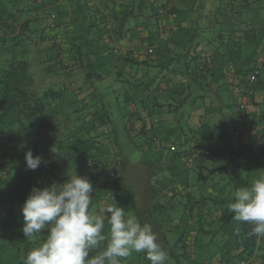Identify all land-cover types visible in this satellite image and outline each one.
Here are the masks:
<instances>
[{
	"label": "crops",
	"instance_id": "0c3cea01",
	"mask_svg": "<svg viewBox=\"0 0 264 264\" xmlns=\"http://www.w3.org/2000/svg\"><path fill=\"white\" fill-rule=\"evenodd\" d=\"M34 1L36 3L31 7L38 16L46 21L49 20L51 13L58 16L56 20L59 26L61 25L60 34L70 39L69 43L72 44L71 48L74 51L78 48L80 39L91 33L87 39L85 37L84 46L79 48L80 53L77 55L80 60L81 51L90 47L89 49L97 50L96 59L109 63L113 61L109 58L110 52L113 53L112 50L116 49L118 59L124 64L121 66L115 60L116 65L126 74L119 80L128 83L129 91L133 92L132 111L135 117L132 124L143 131V133L138 132L141 134V136L137 134L138 137L142 138H138L137 143L149 144V148H152L159 158L163 156V150L170 156L169 162L156 166L165 173L156 181L158 188L153 187L148 180L150 173H155L156 169L150 167L149 160H144L150 169L143 177L145 197L135 196L138 207L144 208L150 201V195L157 190L159 193H165L177 185L191 189V184L194 183L197 184L194 199L187 200L183 197L184 199L181 198L179 201L182 199V203L200 201L198 205L203 211L200 215L206 220L210 219L202 206L209 202L207 196H210V199L217 196L225 197L227 174L215 169L220 168L226 159L222 158V154L214 152L215 157L212 160L202 161L207 158L199 154L202 153V149L193 150L194 152L187 150L183 142L188 138L201 142L202 146L208 145L218 149L226 144L224 135L229 131L228 145L234 153L232 160L242 164L248 163L247 170L243 172L247 180L252 178L249 172L258 168V163H263L261 166L264 168V78L262 76L259 75L256 79L255 89L252 87L253 100L246 109L248 130L243 131L239 136H233L231 128L226 127L232 122L236 127V114L229 109L234 107L235 112V106L247 85L245 83L241 86L236 78L237 73H244L256 64L264 63V49L258 45L259 42L264 41V12L257 7L264 4V0H97L103 23L110 26V30L102 38H98L94 30H101L103 23L96 22V27H91L94 29L93 33L87 32L88 17L80 16L75 20L72 19L70 14H74L77 9L72 7L73 10L69 13L70 10L65 6L64 0ZM60 2H62L61 11L57 10L61 7ZM46 8L48 14L45 13ZM101 18L97 21L99 22ZM161 20H164L171 29L168 36H165L159 28ZM132 23H136L135 29L132 28ZM67 31L70 32L69 35L64 33ZM76 31L80 32V37L73 39ZM64 47L67 49L69 45ZM148 48H152L153 52L147 53ZM70 58L68 53L61 55V60L64 62H71ZM54 63L56 60L48 64L53 67ZM127 63H131L130 65L136 68L132 69ZM79 64L83 65V62L75 63L76 66ZM76 69L66 72L58 70L60 74L58 78L64 77L61 76L64 73L71 82L76 81L75 78L83 81L81 68ZM149 69H152L153 74L161 73L158 84H153L155 80L149 77ZM144 77L148 78L147 83L142 81ZM82 86L84 88L83 82ZM185 91H188L189 97L192 98L189 103L192 108L188 113L185 112L187 115L181 123L177 119L178 106L174 105L181 106L190 99L187 96L185 101L179 98V95ZM150 93L153 94L157 109L148 106L147 103H141L142 99H149ZM87 94L90 95L92 92L88 90L84 98L80 99L87 100L89 97ZM184 94L186 95V92ZM157 100L162 103H158ZM218 115L219 119L215 120ZM179 122L183 127L188 126V134L179 124V129L173 128V123ZM135 134L134 132L133 135ZM256 134H260V139L255 136ZM150 135L151 140L143 142ZM170 136H173L174 140H170ZM156 141L162 149L156 150L154 144ZM107 145L110 148L115 147L110 142ZM197 153L198 157H196ZM179 161L183 166L178 169L176 162ZM205 167L214 168V171L208 173ZM205 176L211 180L204 181ZM250 183L248 180L247 184ZM228 193L234 194L235 191L231 188ZM165 198L169 199L167 195ZM176 202V200L170 201L173 204ZM182 203L174 209L179 214L183 213ZM183 214L190 225H193L200 216L194 212L195 215H190L188 219L189 212L185 211ZM207 223L211 225V222ZM241 263L244 264L242 261Z\"/></svg>",
	"mask_w": 264,
	"mask_h": 264
},
{
	"label": "trees",
	"instance_id": "16d2710c",
	"mask_svg": "<svg viewBox=\"0 0 264 264\" xmlns=\"http://www.w3.org/2000/svg\"><path fill=\"white\" fill-rule=\"evenodd\" d=\"M64 2L67 9L70 10H68L69 13L74 7L77 9L74 14H70L72 19L75 20L80 16L88 17L89 27H86L87 32H92L94 29L91 27H96L97 23H103L104 20L101 18L98 9L99 1L64 0ZM35 3L34 0H0V39H2L0 53L9 55L7 58L0 59V264H22L27 252L42 242L41 236H37L32 240H28L24 236L22 232L24 224L21 212L22 205L33 186L43 188L53 182L63 183L67 181L69 179L67 173H73L68 170L70 168L69 161L71 160H74L78 167L76 172L78 175L84 176L87 174L96 181L93 200L95 204L92 205L94 209L98 210L102 205L112 203V197L118 206H122L119 200L121 193L118 191L122 176L119 172L120 165L118 162L121 166L122 162L120 161L121 157H119L120 152L117 151L118 148L112 147L111 149L107 145L109 142L113 146L116 145V134L111 136L106 129L107 113L96 105L97 107L95 106L93 111L87 113V117L79 115V118L85 123H92L94 131L92 136L85 127L82 128L85 130V135L80 137L76 135V132L70 133L69 136L61 133L60 129L62 127L58 122L59 112L53 111L52 109H55V107L47 104L38 96L35 82L29 73L30 51L41 55L45 63H52L56 60L53 66L61 72H66L65 69L69 68V70L73 68H77L76 70L82 69L83 65H75V63L82 62L77 53H80L79 48H82L86 43L85 37L87 39L91 33L84 35L80 42L78 41V48L74 51L71 48L72 44L69 43L70 39H66L60 34L61 25L59 26L57 20H55L56 15L53 13V18L49 15V20L46 21L32 9L31 6H34ZM99 18L101 19L98 22ZM48 29H55L53 36L44 33ZM109 30L108 25L103 23L102 29H96L94 33L98 38H102ZM64 33L70 34L69 31ZM74 33L73 39L80 37L79 31ZM67 44L69 47L66 49L64 46ZM115 52H117L116 49ZM63 53H68L71 56L70 61H72L64 62L61 60ZM256 83L257 80L252 85L254 89ZM49 95L59 97L60 94ZM92 98L94 97L92 96ZM85 104L88 105V103ZM235 123H237L236 119ZM133 126L130 123L129 128H126L131 141L132 136L136 135H133ZM136 129L139 133H143L140 127ZM99 133L105 134L109 139L107 142L105 137L101 141L99 154L102 155L105 149L107 154L108 152L112 153V158L106 159L104 157V160H94L90 150H88V153L86 149L89 144L86 147H81L85 141L89 140L88 143L91 141L96 142V139H92L97 138L96 136ZM138 135L141 136V134ZM229 136L230 132L226 131L224 135L226 144L218 149L211 148L208 145L202 146L201 142L193 138H188L183 142L187 147L193 145L198 150L202 149V153L199 154L207 157L202 161L208 158L213 159L215 153L222 154V158L226 159V162L220 168L215 169L222 170L227 174L225 185L227 193L225 197L217 196L210 199V196H207L206 199L209 202L202 206L206 209L205 211L210 219L206 220L205 217L200 215L203 212L200 205H198L200 201L191 203L184 201L182 203L185 197L187 200L194 199V192L187 186L177 185L168 189L165 193H159L157 190L150 195V201L144 208L138 207L133 192L130 190L123 191L129 200V204L125 208L126 211H131L129 215L136 216L142 223H150L154 231L158 233L159 243L168 253L166 264H183V261L195 264V243L192 241V244L185 246V241L190 233L198 231L201 235L212 237L225 224H230L234 213L228 210V203L234 199V194L228 192L231 188L236 191L239 187L250 185L247 184L248 180L243 175V172L247 170L246 164L248 163L242 164L232 160L234 153L228 145ZM86 137H89V139H86ZM52 148H54V152ZM29 149L32 150L34 156L39 155L43 158V162L35 170L26 167L25 153ZM206 151H208V154L204 153ZM199 154L197 153L196 157ZM202 161L201 163H203ZM204 169L208 173L214 171V168L210 169V167ZM29 171L37 172L40 174L41 179H31L28 177ZM197 174L202 176L200 172H197ZM207 177L205 176L204 181L211 180ZM166 195L169 199L165 198ZM158 198L161 199L158 201ZM181 198L183 199L179 201ZM169 200L171 202L176 200L177 202L173 204ZM17 202L20 203V206ZM181 203L183 213L185 211L189 212L188 219H190V215H195L194 212L200 215L193 225L187 223L183 213L179 214L174 210L175 206L181 205ZM207 222H211V225ZM192 226H195L194 230L191 228ZM230 229L229 234L227 231H223L221 236L224 243L221 254L214 258L209 255V251H206L207 258L202 264H242L241 261L244 264H264V238L249 237L247 233L251 230V227L245 222L232 224ZM171 232L178 235L177 240L173 243L168 237ZM44 233L46 235V230H44ZM179 249L182 250L181 253ZM121 264H148V262L144 259L142 253H133L132 256L123 259Z\"/></svg>",
	"mask_w": 264,
	"mask_h": 264
},
{
	"label": "clouds",
	"instance_id": "9594fccd",
	"mask_svg": "<svg viewBox=\"0 0 264 264\" xmlns=\"http://www.w3.org/2000/svg\"><path fill=\"white\" fill-rule=\"evenodd\" d=\"M25 161L35 170L43 158L29 149ZM67 175L63 183L33 186L26 197L22 232L28 240L41 236L42 242L27 252L22 264H121L133 253H142L148 264H166L167 250L150 223L129 215L113 197L112 203L94 209L91 181L75 171ZM228 210L237 222L250 225L249 237L264 238V175L239 187Z\"/></svg>",
	"mask_w": 264,
	"mask_h": 264
},
{
	"label": "rangeland",
	"instance_id": "374dc122",
	"mask_svg": "<svg viewBox=\"0 0 264 264\" xmlns=\"http://www.w3.org/2000/svg\"><path fill=\"white\" fill-rule=\"evenodd\" d=\"M61 6L60 8H57V10H62V2H60ZM257 7L264 12V4L257 5ZM46 14H48V8H46ZM147 13V12H146ZM58 19V16H56ZM55 18V20H56ZM150 21V19H148ZM136 23H132V28H136ZM158 27V25H157ZM55 29H48V31H45L44 33L49 34L51 36L54 35ZM158 31V30H157ZM259 36V35H257ZM2 39H0L1 42ZM264 43V41H261ZM259 42V43H261ZM264 49V44H259ZM90 48V47H89ZM87 48L85 51L82 50V58L81 61L83 62V68L81 69L83 72V81L81 79L71 82L69 77H65V74L62 73L61 78H58L60 74L58 73V69L56 67H51L50 64L43 62L41 55L35 54L32 51L29 52V73L31 75V78L35 82V89L38 94V96L47 104L55 107V109H52L53 111L59 112V118L58 122L60 124L61 133H65L67 136L70 135L72 132H76V135H79V137L82 135H85V130L82 128H87L91 134V136L94 134L92 123L84 122L79 118L80 116H88L87 113L90 111H93L95 106H99L102 108L103 111L107 113V116L109 118L108 121H106V129L109 131L108 133L112 136L113 134H116L115 141L116 145L115 147L118 148V152H120L119 157H121L120 161L122 162V166L120 165V174L122 175L120 178V186L118 187V191L121 193L119 195V200L121 205L126 208L127 204H129L128 198L124 195L123 191L130 190L135 194V196H141L145 197L143 190L145 188V183L143 177L146 175V172L148 174L149 167L147 166L145 159L150 161V167L153 169H156L155 173H150L148 180L153 185V187L158 188L156 185V181L160 179L165 173L164 170H161L160 168L156 167L158 164H162L165 162H169L170 156L168 153H165L163 150V156L159 158V155L152 150V148H149V144L138 145L137 139L142 138L138 137V131L137 127L133 126V131L136 135L132 136L131 139H134L131 141L128 137L126 128H129L130 123L134 122L135 115L132 111V105L134 101L133 98H131V95L133 92L129 91L130 85L128 83L122 82L119 79H122L125 77V72L116 65L115 60L121 65L124 66V64L118 59L115 52L111 53L109 55V58L113 60L109 63H104V61H101L96 59L95 55L97 54V50L95 49H89ZM86 53V54H85ZM2 55V56H1ZM9 55H5V53H0V59L1 58H7ZM42 62H41V60ZM126 64V63H125ZM131 63H127V65H130ZM132 69H135V66H132ZM70 69V68H69ZM69 69H65L67 71H70ZM121 72V73H119ZM149 77L151 79H154L155 82L153 84H158L160 82L161 73L159 74H153L152 69H149L148 71ZM82 74V73H81ZM100 78H98L99 76ZM76 76V75H75ZM264 78V72L260 74V77ZM73 77V76H71ZM148 78H145L142 80L144 83H147ZM82 82L84 83V88L82 86ZM143 86V85H138ZM91 91L92 94L89 95L87 100H83L80 98H84L87 91ZM50 91V92H49ZM186 92V95L184 94ZM179 95V98L181 97L182 100L185 101V97H189V92L185 91ZM49 94H60L59 97L50 96ZM82 97H80L79 95ZM92 96L94 98H92ZM178 98V97H177ZM225 102L226 97L224 98ZM192 98L188 99L187 102L182 103L181 106L178 104L174 106H178V114L177 119L180 120V122H183L184 117L187 115L185 112L192 108L190 107V101ZM158 103H162V101L157 100ZM88 103L86 105L85 103ZM147 103L148 106L152 107L154 106L155 109L158 107L155 105L153 94L150 93L149 99H142L141 103L143 104ZM96 106V107H97ZM164 110V109H163ZM82 111V112H79ZM229 111L234 113V107H230ZM215 120L219 119V115L215 117ZM173 123V128H178L179 125L183 127L181 123ZM179 124V125H178ZM219 124V123H218ZM237 123H235V126ZM80 126V127H79ZM227 128H231L230 130L233 131L234 123L228 124L226 126ZM77 128V129H75ZM101 128V127H100ZM100 128H98L100 130ZM184 131H186V134L189 133L188 126L185 125ZM97 138H93L92 140L96 139V142H89L85 141L81 147H86L87 144L89 146L86 148L87 151L90 150V153L93 155L94 160H104V157L106 159L112 158L111 152L106 153V150L104 149L102 152V155L99 154V145L101 141L107 136L105 134L99 133ZM173 137V136H172ZM170 136V140L172 139ZM184 137V135H183ZM182 137V138H183ZM152 136L146 137L143 142H148L151 140ZM185 138V137H184ZM86 139H89V137H86ZM163 141V140H162ZM99 144H96V143ZM161 142V141H160ZM216 142V141H215ZM153 143V142H152ZM157 149H162L160 146H158V142H154ZM81 145V144H80ZM26 149V147H25ZM112 149V148H111ZM89 153V151H88ZM46 156V155H45ZM118 157V156H116ZM212 159V158H208ZM259 167L255 168L254 171H250L249 173L252 175L250 182H252L254 179L258 178L261 175H264V168L261 166L263 163H258ZM183 166L181 162H176V167L179 169V167ZM69 167L68 170L71 172H77V166L74 162V160L69 161ZM177 169L175 168V171ZM169 171V170H167ZM28 177L31 179H41L40 174L37 172H28ZM245 174V173H244ZM87 177L91 183L93 184L94 191L92 193V196L94 197V193L96 191V181L92 179L91 176H88L87 174L84 175ZM251 184V183H250ZM197 184H191V189L194 192L196 190ZM161 198H158L159 201ZM18 206H20V203L17 202ZM93 204H95V201H93ZM128 214L131 213L130 210L126 211ZM240 223L237 222L235 219L231 220L230 224H225L223 228H220L221 230L216 233L214 236L210 237V235H201L198 231L192 232L191 241L195 243V249H194V260L195 264H202L205 258H207L206 251H209V255H211L214 258H217L219 254H221L224 243L222 241V234L223 231H227L229 234L230 232V225ZM193 230L195 229V226H192ZM232 232V231H231ZM169 239L171 240V243L173 241L177 240L178 235L171 232L169 234ZM179 252L181 253L182 250L179 249ZM12 254V253H11ZM183 264H189L188 261H183Z\"/></svg>",
	"mask_w": 264,
	"mask_h": 264
},
{
	"label": "built area",
	"instance_id": "2783aa9c",
	"mask_svg": "<svg viewBox=\"0 0 264 264\" xmlns=\"http://www.w3.org/2000/svg\"><path fill=\"white\" fill-rule=\"evenodd\" d=\"M50 16L53 18L54 14H51ZM159 28L165 36H168L171 32L170 27L168 26V24L164 20H161L159 22ZM108 29H109V26H108ZM113 52H115V50H113ZM152 52H153L152 48L147 49V53H152ZM207 60H209V59H207ZM262 72H264V63L261 62L260 64H256L255 66H253L251 69L245 71L244 73H237V75H236L237 81L240 82L241 86L245 83L247 85H245V89L241 93L240 99L238 100V102L235 106L234 114H236L235 119L237 121V125L233 131V136H239L243 131L248 130V125L246 123V119H247V110L246 109L252 100V96H253L252 85L255 82V80L257 79V77ZM255 136L258 139H260V134H256ZM194 149H196V148H194L193 145H189V147H187V150H190V151H193ZM204 153L208 154V151H206ZM192 234L193 233H190L187 240L185 241V246L192 244L191 238H189L192 236Z\"/></svg>",
	"mask_w": 264,
	"mask_h": 264
}]
</instances>
